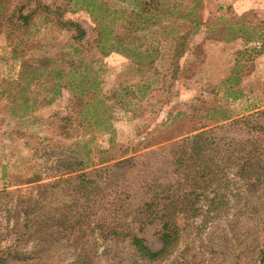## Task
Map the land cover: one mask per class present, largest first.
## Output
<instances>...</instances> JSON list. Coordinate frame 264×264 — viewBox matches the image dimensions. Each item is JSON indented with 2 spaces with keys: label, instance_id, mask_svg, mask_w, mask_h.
I'll use <instances>...</instances> for the list:
<instances>
[{
  "label": "rangeland",
  "instance_id": "obj_1",
  "mask_svg": "<svg viewBox=\"0 0 264 264\" xmlns=\"http://www.w3.org/2000/svg\"><path fill=\"white\" fill-rule=\"evenodd\" d=\"M28 1L31 7L26 6L24 13L37 3L0 0V92L5 90L0 95L1 248L15 242L21 224L29 219L27 237L18 248L28 257L25 261L16 257L9 264H142L134 261L130 237L123 234L131 228L139 232L132 218L135 208L148 198L145 180L153 179L154 171L160 182L173 180V152L182 138L192 133L223 125L216 132L246 133L243 123L236 127L228 124L264 110V53H241L247 47L242 38L230 42L207 39L203 26L192 39L188 37L180 60V79L169 82L160 76L168 67L161 61L156 63L160 73L154 75L157 72L148 71L149 66L138 70L134 51L101 54L93 17L68 0H39L47 4L54 1L53 13L48 18L40 17L43 12L39 10L29 32L23 31L18 9ZM108 1L120 5L124 0ZM220 5L231 6V12L237 15L252 12L264 18V0H203L199 11L206 23L219 14ZM61 19L80 23L87 31L85 38L74 39V30L64 27ZM154 40L146 36L138 46L144 50L155 44ZM16 43H20L21 54L26 53L21 59L13 58ZM194 44L204 52L201 62L189 49ZM29 65L34 73L28 76L24 71ZM100 67L104 69L99 76L101 86L81 99L76 94L79 87L75 86L74 92L69 82L63 81L54 93L57 80L53 74L58 69L76 71L70 80L79 83L84 74L94 75ZM23 76L34 77L27 92L36 102L27 110L18 106L22 102ZM152 77L161 81H155L141 96L138 86ZM113 89H117L120 102L111 101V128L99 132L91 118L84 120L79 113L80 103L91 100L94 91L104 95V91ZM257 121L264 123V116ZM86 151L92 161L83 163ZM134 156L127 168L115 167L109 174L97 172ZM92 170L103 188L113 190L109 184L114 181L120 186L127 179L133 182L125 210L131 212L124 217L110 216L111 225L120 233H111L108 222L102 224L100 214L94 213L99 209L97 204L90 209L89 218L70 229L66 215L79 209L81 190L74 176ZM229 195L231 203L221 207L214 218L198 215L187 229L182 228L188 222L178 220L182 232L173 252L151 264H258L264 253V188L241 193L236 189ZM103 228L109 233L108 237L102 234L106 238L101 236ZM142 233L151 247H162L155 226H147Z\"/></svg>",
  "mask_w": 264,
  "mask_h": 264
},
{
  "label": "trees",
  "instance_id": "obj_2",
  "mask_svg": "<svg viewBox=\"0 0 264 264\" xmlns=\"http://www.w3.org/2000/svg\"><path fill=\"white\" fill-rule=\"evenodd\" d=\"M34 2L37 4L28 13H24V9L26 6L31 7V1L21 5L18 9V20L22 21L19 27H23V31L26 32L29 25L35 24V20L38 19V16L35 17V15L39 10L43 12L40 17L48 18L53 13L54 1L48 4L39 0H34ZM68 2L72 3L75 8L85 9L93 17L96 23L94 29L96 46L101 54L108 55L113 51L120 50L134 51L132 54L136 59L135 64L138 66V70H144L143 68L149 66L148 71L157 72L154 75L160 73L159 65L156 63L161 61L168 67L160 76L162 80L168 78L169 82L180 79L181 73H183L180 60L185 54L184 48L188 45V37L192 39L203 26L207 39L230 42L242 38L247 47L241 53L256 55L264 53V18H258L252 12L237 15L231 12V6L220 5L218 7L219 14L206 23L199 11L203 0H124L120 5H112L108 0H68ZM60 22L69 30H74L73 36L76 40H82L87 35L86 29L76 21L62 20ZM125 26L126 30L124 31L122 28ZM146 36L151 37L152 40L155 38V44L152 42L143 50L139 48L138 44ZM159 36H163V40ZM127 42L129 46L125 48ZM163 42L166 46L162 44ZM18 44L20 43L13 46V58L15 59H21L25 53L24 51L21 54ZM190 48L193 49L195 60L203 61L204 52L200 50V45L194 44ZM30 68L31 65L24 71L28 76L34 73ZM103 70L100 67L94 75L84 74L82 80L76 83L70 80L72 73H76V71L64 70L65 72H63V69H58L53 74V79L57 80V89H54V93L59 91L58 87L60 88L63 81L69 82L70 88L74 92H76L74 87H79L76 94L81 99L80 96L83 94L101 86L99 76ZM128 72L131 73L130 68ZM22 78L24 81L20 82L21 92L19 95L22 102L18 103V106L21 104L23 105L22 109L27 110L36 102V99L34 100V97H31L27 92L28 85L32 83L34 77L23 76ZM155 81L160 82L161 79L152 77L149 82L146 81L145 84L138 86L141 96L146 94ZM235 82L238 83V80L235 79ZM127 90L126 87L124 91ZM4 92L5 90L0 92V95ZM103 94L100 95L94 91L91 100H82L83 104L80 103L79 111L84 120L91 118L99 132L108 131L111 128L110 122L114 107L110 104L112 100L118 99L117 89L104 91ZM118 101L120 102V99ZM14 103L17 104L15 99ZM261 116H264V110L235 119L231 124H228L236 127L243 123L247 129L246 133L227 135L225 132H216V130L223 129L225 126L223 125L216 129L200 130L182 138L177 149L173 152L171 161L176 177L169 182H160L155 171L150 177L153 179L148 181L146 177L145 187L148 198L135 208L132 218L133 222L139 226V232L131 228L123 234L124 237H130V247L136 255L134 261L151 264L165 259L171 255L172 248L179 242L182 229H187V226L194 224L198 215L205 213L206 216L210 215L211 218H214L219 214L218 210L221 207L231 203L229 193L236 189L241 193L244 190L256 192L259 188H264V123L257 121ZM142 155L145 156L147 153ZM84 156L83 163L92 161L89 151H86ZM134 158L135 156L122 159L110 166L105 165L97 172L107 171L109 174V170H114L115 167L127 168L126 166ZM94 172L92 170L74 176L81 190L78 198L79 209L66 215L71 221L69 222L70 229L76 227L80 221L89 218L90 209L97 204L99 209L94 213L95 215L100 214V219L103 220L102 224L108 222L107 229H111V233H120L114 230L115 226L111 225L110 216L116 214L118 217H124L131 212L125 213V210L130 204V191L133 182L127 179L125 185L120 186L118 182L114 181L109 184L113 187V190H110L111 187L103 188L101 186L98 179L93 176ZM237 184L239 185L237 186ZM107 210L109 214H107ZM182 218L188 223L187 225L185 223V227L181 229L178 220ZM125 225L128 227L129 223ZM150 225L155 226V234L162 242V247L159 249L151 247L142 233ZM21 226L22 229L18 231L19 237L13 244L5 248H1L0 244V264H9V261L16 257L25 261L28 257L26 253L19 252L18 248L27 237L29 219H26ZM105 230V228L101 230V236L105 233L108 237L109 233ZM258 264H264V253Z\"/></svg>",
  "mask_w": 264,
  "mask_h": 264
}]
</instances>
